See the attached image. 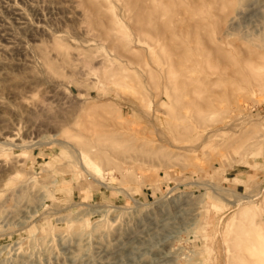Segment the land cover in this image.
I'll return each mask as SVG.
<instances>
[{
    "label": "rangeland",
    "instance_id": "374dc122",
    "mask_svg": "<svg viewBox=\"0 0 264 264\" xmlns=\"http://www.w3.org/2000/svg\"><path fill=\"white\" fill-rule=\"evenodd\" d=\"M0 264H264V0H0Z\"/></svg>",
    "mask_w": 264,
    "mask_h": 264
},
{
    "label": "bare ground",
    "instance_id": "6f19581e",
    "mask_svg": "<svg viewBox=\"0 0 264 264\" xmlns=\"http://www.w3.org/2000/svg\"><path fill=\"white\" fill-rule=\"evenodd\" d=\"M243 11H241V10H236V14L231 18V22H232V24H233V26H234V23H236V21H237V18L238 17H241L242 15V18L243 19H246V18H248V16H251L250 14L249 15H247L246 13H242ZM26 19V18H25ZM26 23V22H25ZM35 27V26H34ZM32 28V27H31ZM30 30V29H29ZM48 35V34H47ZM51 36V35H50ZM52 38V37H51ZM35 39V38H34ZM52 40V39H51ZM55 43V42H54ZM57 45V44H56ZM5 47H7V46H5ZM59 47V46H58ZM59 48H61V47H59ZM62 49V48H61ZM38 51V50H37ZM41 51H39V53H40ZM45 52V51H44ZM67 53V52H66ZM65 53V54H66ZM65 56V55H64ZM66 56H67V54H66ZM45 57V56H44ZM63 57V56H62ZM45 59H46V57H45ZM50 59V58H49ZM52 62V61H51ZM65 63V62H64ZM50 64V61L49 60H47V64L46 65H49ZM53 64V63H52ZM57 64V63H56ZM47 67H49V66H47ZM52 67V66H51ZM119 69V68H118ZM121 69V68H120ZM125 69V68H124ZM46 70V69H45ZM122 70V69H121ZM48 72H49V70H47ZM55 71V70H54ZM114 73V72H113ZM47 75V74H46ZM114 75V74H113ZM118 75V74H117ZM115 76V75H114ZM49 80V79H48ZM36 81V80H35ZM58 81V80H57ZM59 82V81H58ZM59 141V140H58ZM7 142H9V141H7ZM60 143H61V141H59ZM86 143H87V141H85ZM4 143H6V140L4 141ZM102 144V143H101ZM83 145V144H82ZM78 147V146H77ZM83 147H84V145H83ZM107 147H109V146H107ZM81 149V148H80ZM101 149V148H100ZM103 150V149H102ZM104 150H106V149H104ZM109 151H110V149H108ZM112 150V149H111ZM89 152V151H88ZM99 152H101V151H99ZM102 153V152H101ZM100 153V154H101ZM110 153V152H109ZM89 154V153H88ZM77 155L79 156V159H81L82 161H83V168L85 167V168H87L88 169V166H89V164H88V162H86V158L84 157V154L82 153V151H78L77 152ZM103 155V154H102ZM91 159V158H90ZM81 166V165H80ZM87 171V170H86ZM242 199V198H241ZM46 259V258H45Z\"/></svg>",
    "mask_w": 264,
    "mask_h": 264
}]
</instances>
